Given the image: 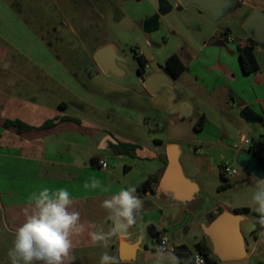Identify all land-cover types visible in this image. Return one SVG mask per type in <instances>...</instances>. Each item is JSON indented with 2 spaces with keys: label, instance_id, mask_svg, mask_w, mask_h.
Instances as JSON below:
<instances>
[{
  "label": "crops",
  "instance_id": "1",
  "mask_svg": "<svg viewBox=\"0 0 264 264\" xmlns=\"http://www.w3.org/2000/svg\"><path fill=\"white\" fill-rule=\"evenodd\" d=\"M50 1L57 6L53 0ZM181 1L178 0L177 4ZM161 2L163 6L171 7L167 1ZM253 3V7L239 17V22L245 24L257 9L264 12L261 3ZM35 4H39L43 11L51 5L48 0H0V240L6 242L9 248L13 244L16 228L24 222L22 209L28 207L32 195L44 187L53 191L67 189L75 201L74 207L80 211L83 220L94 225V231H98L96 223L102 222L94 216L96 211L104 210L102 202L129 186L136 188V194L142 201L153 194L171 196L173 201L186 208L198 205L203 198L202 189L186 175L181 162L184 151L178 142H197L204 149L197 148L196 152L202 154L206 161L216 162L219 148L228 149L230 158H235L243 150L233 143L231 131L234 130L232 123L236 115L230 114L227 109L234 111L239 108L241 119L264 126V68L256 54L257 50H264V43H258L254 49L259 70L251 74L243 72L238 51L239 43L255 40L253 33L243 29L241 35L236 36L231 26L225 23L224 28L213 27L204 43L198 44L190 39L184 44L177 38L184 34L182 24L170 27L164 23L169 37L161 26L155 32L160 17L153 9L145 15L146 20L156 21L155 25L145 27V34H151V39L147 47L136 51L145 61L142 74L138 72L137 62L139 87L121 82L127 75L123 64L119 66L124 75L115 76L106 74L96 63V73L90 75L95 88L89 93L84 88L87 84L80 73L73 70V64L68 66L54 55L57 52L54 39L65 41L59 34L61 26L74 32L76 16H73V25L66 18L61 20V26L49 25L44 23L48 14L38 12L33 7ZM199 11L200 15H206L203 14L205 11ZM203 17L206 22L210 21V18ZM33 21L38 22L37 29ZM122 43L119 38L118 41H105L91 50V57L104 46L112 45L116 53L124 58L119 46ZM91 51L87 50V53ZM154 52L162 57L163 65L155 62ZM173 55H177L185 66L176 78L165 68V62ZM150 69L152 73L148 74ZM159 73L167 74L173 83L163 85L151 94L142 81H148ZM244 110L251 115V120L241 116ZM202 116H205L206 123L202 129H197ZM59 117H70L72 120L42 127L47 121ZM159 119L169 122L170 136L167 141L152 142L134 132L133 127L137 126L160 127ZM7 120H18L32 129L21 132L16 127H7ZM187 127L191 129L192 136L174 135L175 131L183 132ZM263 139L261 135L244 150L257 149ZM108 142L135 144L138 146L136 156L117 155L108 148ZM172 147H176L179 153L185 176L199 188L189 206L175 200L171 193L163 192L160 183L154 187L155 193L138 190L152 176L160 175L161 182ZM107 152L113 153L120 161L109 162ZM127 159L131 162H126ZM102 161L106 162V167H102ZM134 166L141 167L142 179L127 183V176L132 174ZM93 177L101 181V187L86 189L84 184ZM224 177L228 179L225 174ZM218 210L239 215L241 231L243 218L240 213L219 207L209 214ZM104 221L103 231L107 233L113 228V221L110 217ZM208 221L204 228L212 224L210 216ZM126 229L129 234L122 236L117 232L109 239L107 248L90 243L86 233L77 237L72 264H100V257L105 251L112 256L119 253L116 258L122 262L121 241L135 242L130 228ZM117 244L119 247H116ZM244 248L247 252L245 242ZM210 250L220 260L213 244ZM246 258L248 254L241 260Z\"/></svg>",
  "mask_w": 264,
  "mask_h": 264
},
{
  "label": "rangeland",
  "instance_id": "2",
  "mask_svg": "<svg viewBox=\"0 0 264 264\" xmlns=\"http://www.w3.org/2000/svg\"><path fill=\"white\" fill-rule=\"evenodd\" d=\"M48 1L51 5L44 6V11L39 4L33 5L38 12L41 13L42 11L48 14L44 23L54 24L58 27L61 26V20L66 18L73 25L72 19L73 16H76L77 23L74 24V32H70L69 28L61 26L59 34L65 38V41L60 42V39H54L57 50L54 55L60 57L68 66L73 64V70L80 73V77L87 84L84 88L89 93H91L90 89L95 88L90 75L96 73V62L94 57H91L93 55L91 50L105 41H118V38L123 41L119 46L121 54L127 62L123 64L127 75L121 82L139 87L136 71L137 61L134 59L135 51L139 52L147 47L151 34H145V15L153 9L158 14L161 1H167L173 10L159 16L162 19L159 18L155 32H158L161 26V30L165 31L169 37L170 33L166 30V26H163L164 23L170 27H177L182 24L184 34L183 36L178 35L177 38L184 44L190 39L196 40L198 44L204 43L205 37L213 27L224 28L225 23L231 26L234 35L239 36L244 29V24L239 22V17L253 7V2L261 3L264 6V0H232L231 6L225 10L222 16L218 20H214L207 12L203 13L206 15H200L202 13H199L200 11L196 6H190L181 11L178 8V0H53L57 5L56 7L52 1ZM203 16L210 18V21L206 22ZM125 18L130 19L135 24L132 30L127 31L121 27ZM32 23L37 29L38 22L33 21ZM87 50H90L91 53H87ZM256 54L264 68V50H257ZM154 57L156 63L164 64L162 57L156 55L155 52ZM68 70L71 71V68L68 67ZM147 73H152V69L148 70ZM227 112L236 115V119H233L232 123L234 130L231 131L236 147L244 150L249 146V144L244 143V139L252 142L258 140L261 135L264 136V126L250 124L241 119L239 108L234 109V111L227 109ZM158 122L160 127L137 126L133 127L134 132L152 142L155 140L167 141L170 136L169 122L166 119H159ZM175 132L174 135L176 136H192V131L188 127L183 132L178 130L177 133ZM178 143L184 151L181 162L186 175L200 185L203 198L198 205L186 208L183 204L173 201L171 196L149 194L142 201L140 212L136 213V222L129 226L133 238L140 241V249L134 264H182L176 254V247L186 245L195 251L196 244L203 240L208 241L212 247V242L206 235L204 226L209 222V212L219 207L234 212L245 208L250 209V212L240 214L243 218L241 232L248 258L235 264H264V232H256L259 213L254 210L256 204L253 201L257 180L261 178L240 169L239 175L224 180L221 177L222 164L228 163L233 168L238 167L236 157L230 158L227 153L228 149H217L216 162H213L206 161L202 154L196 152L197 148L204 149L197 142L181 140ZM106 155L109 162L120 161L113 153L107 152ZM126 162L130 163L131 161L127 159ZM121 166L123 168V165ZM142 172L140 166H134L132 174L127 176V183L140 181ZM225 184H228L229 187L220 191V186ZM94 216L102 221L96 223L98 231L104 230L103 224H106L104 219L110 217L109 211L106 209L96 211ZM151 224L157 228L160 237L169 238V251L174 254L171 261L164 262L158 258L146 259L148 251L159 252L155 247L156 241H153L147 233V228ZM116 247H119V244ZM8 250L9 247L6 242L0 240V264H11L10 259L6 258ZM115 257H119V253ZM206 257L210 264H223V261L217 259L213 254L206 255Z\"/></svg>",
  "mask_w": 264,
  "mask_h": 264
},
{
  "label": "clouds",
  "instance_id": "3",
  "mask_svg": "<svg viewBox=\"0 0 264 264\" xmlns=\"http://www.w3.org/2000/svg\"><path fill=\"white\" fill-rule=\"evenodd\" d=\"M84 187L95 190L101 187V181L93 177ZM253 201L256 204L254 210L259 213V224L264 226V179L257 180ZM74 203L65 188L53 191L44 187L34 193L29 206L22 209L24 222L16 228L13 244L8 250L11 264H72L77 237L86 233L90 243L107 248L112 236L136 222V213L142 207L135 187L121 189L118 194L105 199L101 207L109 211L113 221V228L105 233L92 230L94 225L82 219ZM100 264H118V261L105 251Z\"/></svg>",
  "mask_w": 264,
  "mask_h": 264
},
{
  "label": "water",
  "instance_id": "4",
  "mask_svg": "<svg viewBox=\"0 0 264 264\" xmlns=\"http://www.w3.org/2000/svg\"><path fill=\"white\" fill-rule=\"evenodd\" d=\"M232 0H182L178 4L179 9L196 6L199 10L209 13L214 20H218L222 14L231 6ZM172 11V7H166L160 2V11L157 17ZM156 24L154 19L146 20L145 27ZM135 24L130 19L125 18L121 27L124 30H132ZM244 29L253 33L255 40L259 44L264 43V12L257 9L247 19ZM95 62L106 73L115 76L124 75V70L119 64H126L125 59L118 55L112 45H107L98 50L94 56ZM145 88L151 94H155L163 85H172L171 78L165 73L156 74L152 79L142 81ZM241 116L246 120H251V115L244 110ZM236 163L240 169L246 170L250 174L264 179V163L262 159L252 150H242L236 156ZM160 187L165 193H171L177 201L183 202L189 206V202L194 200L195 193L199 190L194 182L190 181L184 174L180 161L179 153L176 147H172L169 154V164L160 182ZM140 212V211H139ZM241 218L239 215H232L229 212H223L216 218L212 224L204 228L206 235L213 244L214 252L218 254L221 261L227 264H235L243 259L247 252L244 248V242L239 228ZM120 235L127 236V229L118 231ZM147 233L153 241L159 239V231L154 225H149ZM140 241L128 242L122 240L120 243V258L123 263L134 264ZM174 257L172 251H148L146 259L158 258L160 261L168 262Z\"/></svg>",
  "mask_w": 264,
  "mask_h": 264
},
{
  "label": "trees",
  "instance_id": "5",
  "mask_svg": "<svg viewBox=\"0 0 264 264\" xmlns=\"http://www.w3.org/2000/svg\"><path fill=\"white\" fill-rule=\"evenodd\" d=\"M257 45H258V42L254 39H250L248 43H246V42L239 43V47H238L239 58H240L242 70L245 74H251V73H254V72L259 70V65H258L257 59H256L255 54H254V49ZM135 59L139 63L138 72L140 74H142L144 71V68H145L144 57L135 51ZM165 68H166V71L168 73H170L174 78L178 77L185 70V66L182 64V62L180 61V59L177 55L171 56L165 62ZM63 120H72V118H70V117L55 118V119L47 121L42 127L48 128V127H51L54 124H56L58 121H63ZM205 123H206V118H205V116H202L199 119V121L196 125V128L202 129L204 127ZM5 125L7 127H16L21 132L22 131H28V130L32 129L31 126H28L27 124H24L18 120H16V121L7 120L5 122ZM108 148H110L117 155H129L131 157H135L136 156V150H137L138 146L135 144H130V143L119 142L117 144H114V143L108 142ZM252 151L255 152L256 154H258V156H260V158L262 159V161L264 163V154L259 150H252ZM221 177H222V179L227 180L224 177L223 171H221ZM159 183H160V175H155V176H152L151 178H149L148 180H146L145 182H143L139 186L138 190L141 192H144V193H147L148 191L155 193L154 187L156 185H158ZM228 187H229V185L225 184L223 186H220L219 190L223 191V190L227 189ZM236 212L240 213V214L241 213H247V212H250V209L245 208L243 210H237ZM221 213H222V210H218L214 213H210L209 214L210 221H213L214 219H216L217 216L220 215ZM262 231H264V226L259 224V218H258V222H257V226H256V232L260 233ZM196 250H198V251H200L206 255L205 245L203 244V242L200 241L196 244ZM175 251H176V254H177V256H178V258L182 264H192L191 260H190V255H191L192 250L188 246L180 245V246L175 248ZM118 264H132V263L118 262ZM259 264H262V263H259Z\"/></svg>",
  "mask_w": 264,
  "mask_h": 264
},
{
  "label": "built area",
  "instance_id": "6",
  "mask_svg": "<svg viewBox=\"0 0 264 264\" xmlns=\"http://www.w3.org/2000/svg\"><path fill=\"white\" fill-rule=\"evenodd\" d=\"M243 141L246 144H250V141L248 139H244ZM252 150H259L264 154V139L257 149L254 148ZM106 166H107L106 162L102 161V167H106ZM221 168H222L223 173L228 178L239 175V173H240L239 167L233 168V166L229 165L228 163L222 164ZM169 244H170V240L168 237H166V236L160 237L159 236V239L155 243V247L158 251H168L169 250ZM190 260H191L192 264H210L207 260L206 255L203 254L202 252L198 251V250L191 252Z\"/></svg>",
  "mask_w": 264,
  "mask_h": 264
},
{
  "label": "flooded vegetation",
  "instance_id": "7",
  "mask_svg": "<svg viewBox=\"0 0 264 264\" xmlns=\"http://www.w3.org/2000/svg\"><path fill=\"white\" fill-rule=\"evenodd\" d=\"M203 244L205 245V253H206V255H212V251L210 250V244H208V241H205V243H203Z\"/></svg>",
  "mask_w": 264,
  "mask_h": 264
}]
</instances>
